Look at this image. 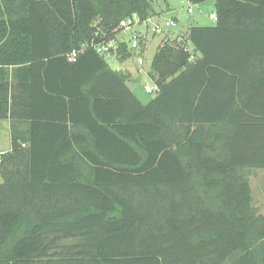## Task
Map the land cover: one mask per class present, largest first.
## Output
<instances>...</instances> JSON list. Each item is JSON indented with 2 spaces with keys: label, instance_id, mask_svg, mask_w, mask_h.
<instances>
[{
  "label": "trees",
  "instance_id": "16d2710c",
  "mask_svg": "<svg viewBox=\"0 0 264 264\" xmlns=\"http://www.w3.org/2000/svg\"><path fill=\"white\" fill-rule=\"evenodd\" d=\"M210 1L214 24L156 48L142 103L89 45L149 0H0V264H264V0Z\"/></svg>",
  "mask_w": 264,
  "mask_h": 264
},
{
  "label": "rangeland",
  "instance_id": "374dc122",
  "mask_svg": "<svg viewBox=\"0 0 264 264\" xmlns=\"http://www.w3.org/2000/svg\"><path fill=\"white\" fill-rule=\"evenodd\" d=\"M151 8L157 17L159 22L169 19L173 23L165 34L148 36L146 43V49L143 53L144 62L136 69V64L133 59L128 58L123 62L118 61L110 53L105 54V58L113 69H126L130 73V80L127 82L133 93L139 98L142 103H146L149 99L154 96V93H145V86H152L153 82L147 74L149 68V62L152 54L157 48V44L168 37L180 36L185 32L189 25H212L214 20L210 15L214 11L212 1H205L200 4H193L189 0H149ZM190 6L191 12L186 9ZM137 29L135 26L131 28V32ZM140 31L144 30V26L138 27ZM131 32H123L122 37L125 38L126 42L131 36ZM10 146V140L8 133L5 129L1 130L0 133V152L8 150ZM254 173V174H253ZM250 174L249 182L252 190V204L257 209L259 214L264 216V176L261 170H256Z\"/></svg>",
  "mask_w": 264,
  "mask_h": 264
},
{
  "label": "built area",
  "instance_id": "2783aa9c",
  "mask_svg": "<svg viewBox=\"0 0 264 264\" xmlns=\"http://www.w3.org/2000/svg\"><path fill=\"white\" fill-rule=\"evenodd\" d=\"M188 12L192 11L190 6L186 9ZM210 17L215 20L216 15L212 13ZM172 21L169 19L164 20V22H159L157 20L156 15L148 16L143 20H139L136 17L134 18H126L120 21L119 27L120 31L116 34L115 38H112L106 42H99V43H90L95 52L98 54H107L110 53L112 50H116L119 42L125 41V38L122 37L123 32H131L132 27H136L137 29L131 32V36L127 42V49L131 53V55L135 58L137 65H142L144 62V48L146 45L147 35H161L164 34L169 27L172 25ZM144 26V30L140 31L138 27ZM87 45H84L86 47ZM77 50H73L67 54L68 60H74L77 56ZM144 91L148 93H154L158 91L157 85L153 83L152 86H145ZM0 152V157H1Z\"/></svg>",
  "mask_w": 264,
  "mask_h": 264
},
{
  "label": "crops",
  "instance_id": "0c3cea01",
  "mask_svg": "<svg viewBox=\"0 0 264 264\" xmlns=\"http://www.w3.org/2000/svg\"><path fill=\"white\" fill-rule=\"evenodd\" d=\"M165 34V36L167 37L168 35L166 34V33H164ZM148 36H149V34L147 35V40H146V43H147V41H148ZM150 36H154V35H150ZM161 43H162V41H161V39H160V41H159V43L157 44V47L158 46H160L161 45ZM145 49H146V45H145V48H144V51H145ZM156 50V49H155ZM153 55V54H152ZM132 57V58H131ZM130 58L131 59H133V62H135V64H136V60H135V58L133 57V56H131ZM152 57V56H151ZM139 65H137L136 64V69H137V67H138ZM122 70L124 71V72H127V73H129L128 71H125L126 69H123L122 68ZM129 75H130V73H129ZM151 79V78H150ZM152 81V80H151ZM138 98V97H137ZM139 99V98H138ZM0 123H1V130L2 129H5L6 131H7V133H8V136H9V120L8 119H2L1 121H0ZM2 152V151H1ZM256 170H261L262 171V173H263V176H264V168H253V169H251L249 172H248V181H249V177H250V174H252L254 171H256ZM254 174V173H253ZM249 186H250V182H249ZM250 190H251V186H250ZM251 193H252V190H251ZM264 198V197H263ZM251 204H252V195H251ZM253 205V204H252Z\"/></svg>",
  "mask_w": 264,
  "mask_h": 264
}]
</instances>
